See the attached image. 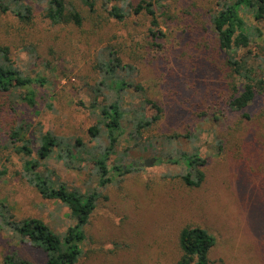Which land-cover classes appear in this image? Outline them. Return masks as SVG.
<instances>
[{
  "label": "rangeland",
  "instance_id": "rangeland-1",
  "mask_svg": "<svg viewBox=\"0 0 264 264\" xmlns=\"http://www.w3.org/2000/svg\"><path fill=\"white\" fill-rule=\"evenodd\" d=\"M129 1L137 0L115 4L128 9ZM66 2L81 13L80 26L51 25L43 16L44 5L36 0H23L31 5L34 15L26 27L13 13L0 11V46L9 48L10 60L25 75L46 79L44 86L34 87L33 109L24 105L19 91L0 94V205L17 218L40 219L59 234L74 223L65 206L42 198L23 176L27 157L16 151L20 144L10 135L18 126L29 125L26 136L34 149L38 136L45 131L72 143L79 139L84 145L75 149L77 159L69 164L54 154L37 169L55 186L64 184L67 190L81 195H99L85 227L86 241L78 264H175L180 255L178 232L187 225H199L215 237L211 264H264V101L248 108L249 121L240 126L237 113L216 114L217 120L200 117L202 112L211 111L207 107L212 102L200 98L199 108L195 105L196 109L187 110V102L178 107L169 99L168 85L159 78L158 60L136 66L128 77L142 87L143 94L128 93L123 105L144 95L159 101L163 114L140 138L128 134L130 128L120 137L108 167L132 164L133 169L123 174L111 172V183L101 186L95 161L104 150L105 132L92 107L95 83L101 78L93 67L107 58L108 43L129 41L130 36L142 42L145 28L129 26L132 18L125 26L114 25L101 2L93 12L81 0ZM157 6L165 37L160 40L163 48L151 55L170 60L161 76L175 72L181 77L180 58L173 60V55L180 56L183 49L216 75H225L224 69L219 70L222 58L207 50L214 46L212 34L201 28H186L194 20L203 26L205 15L216 9L215 3L161 0ZM251 50L257 53L255 47ZM250 57L247 62L254 69V77L264 78V56ZM181 83L184 86L177 88L179 92L186 86ZM219 85L217 76L199 81V88L206 87L204 95L220 92ZM107 100L115 97L108 96ZM91 127L99 129L96 137L89 134ZM183 153H197V163L205 162V178L198 188L180 181L186 173ZM35 156L33 153L31 157ZM146 161L149 166L144 165ZM9 256L36 264H43L45 258L41 250L1 226L0 221V264Z\"/></svg>",
  "mask_w": 264,
  "mask_h": 264
},
{
  "label": "trees",
  "instance_id": "trees-1",
  "mask_svg": "<svg viewBox=\"0 0 264 264\" xmlns=\"http://www.w3.org/2000/svg\"><path fill=\"white\" fill-rule=\"evenodd\" d=\"M119 0H81L89 12H93L98 2L105 8L107 17L115 23L124 24L129 20V26L145 28V37L142 42H135L130 36L129 41L118 42L115 45H106L107 58L97 61L94 70L101 77L95 83L96 99L93 108L97 114L98 124L104 128V150L95 161L99 184L106 186L112 181L111 172L123 174L133 169L130 164L124 166L108 167V161L115 152V147L120 142L127 129L128 134L140 138L143 133L150 131L161 119L163 108L157 100H151L142 95L137 102L123 105L125 95L130 92H140L142 87L129 79L136 66L152 64L158 60L160 80L169 87V99L176 102L178 107L185 102L189 105L187 110L196 109L200 98L209 100L211 111L202 112L200 117H210L217 120L220 114L237 113L240 115L238 125L249 121V107L259 101H264V78H255L254 69L248 64L250 56H264V0H212L216 9H212L205 15L203 26L197 20L187 23L188 30L201 28L209 31L213 38L214 46L207 50L217 57H221L224 69L220 76L207 66L201 64L200 59L190 56L186 49L180 56L173 55V60L180 58L178 62L179 73L167 72L165 77L161 73L170 63L165 57H154L153 51H160L165 37L161 30L157 17V9L161 0H137L128 3V9L117 6ZM43 4L44 18L51 25H75L82 23L81 13L75 7H70L66 0H36ZM156 6V7H155ZM161 6H163L161 4ZM160 6V7H161ZM0 11L5 14L13 13V17L26 27L34 19L32 7L23 3V0H0ZM167 18H171L169 15ZM140 24V25H138ZM125 26V24H124ZM136 31L135 28H133ZM119 30V29H118ZM117 39L114 35V39ZM116 43V42H115ZM257 49L255 55L251 49ZM30 51H33L31 47ZM8 47L0 46V94L21 92V100L29 109L35 106L36 93L34 87L44 86V77H29L17 68L8 56ZM215 69L214 64L211 65ZM217 76L221 82L219 90L215 93L204 95L206 87L199 88V81L212 79ZM186 86L181 92L178 87ZM181 85V86H180ZM198 85V86H197ZM180 94L182 97H180ZM114 96L115 100H107L108 96ZM181 98V99H179ZM181 100V101H180ZM150 111L153 114L148 115ZM29 126V125H28ZM28 126H18L10 135L14 143H19L16 151L27 157L22 165V172L26 182L37 191L44 199L54 200L61 203L69 211V217L74 220L62 233H56L42 220L37 218H17L5 206L0 205L1 226L7 228L20 238L26 239L30 246L39 249L44 254L43 264H78L83 253V245L86 241L85 227L88 225L90 216L96 208L99 195L96 192L81 195L75 191L67 190L64 184L55 186L48 177H41L37 171L39 164L51 158L54 154L66 164L77 159L75 149L84 145L79 139L74 143L63 137H56L50 131L40 133L36 142L37 147H32V141L27 138ZM99 129L89 128V134L96 137ZM35 153V158L32 154ZM181 158L186 166V173L180 177L183 185L198 188L204 181L203 166L205 162L199 161L197 153L193 155L183 153ZM195 166V171L191 168ZM215 237L205 228L199 225H187L178 232L177 244L179 258L175 264H211L210 252L215 246ZM3 264H36L15 256L4 259Z\"/></svg>",
  "mask_w": 264,
  "mask_h": 264
},
{
  "label": "water",
  "instance_id": "water-1",
  "mask_svg": "<svg viewBox=\"0 0 264 264\" xmlns=\"http://www.w3.org/2000/svg\"><path fill=\"white\" fill-rule=\"evenodd\" d=\"M144 165H145V166H149V163H148V161H146V162L144 163Z\"/></svg>",
  "mask_w": 264,
  "mask_h": 264
}]
</instances>
